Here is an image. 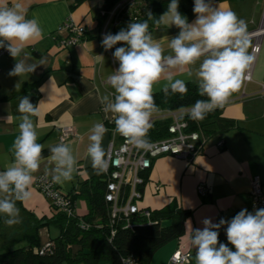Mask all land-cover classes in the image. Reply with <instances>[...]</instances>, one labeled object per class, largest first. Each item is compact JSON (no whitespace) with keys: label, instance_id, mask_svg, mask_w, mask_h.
<instances>
[{"label":"crops","instance_id":"crops-1","mask_svg":"<svg viewBox=\"0 0 264 264\" xmlns=\"http://www.w3.org/2000/svg\"><path fill=\"white\" fill-rule=\"evenodd\" d=\"M7 2L9 6L21 3L26 9V18H35L43 32L42 38L26 46L17 60L28 53L29 63H39L43 58L46 64L39 65L29 75L9 76L16 60L9 52L0 57V171L13 159L11 148L20 123L18 105L21 98L27 96L38 106L39 115L31 119L37 131V142L44 146L45 162L34 176L44 174L51 178L47 169L52 165L46 160L51 154L49 148L68 144L77 160V171L71 181L56 186L71 197L75 214L83 217L88 213L91 195L102 194L104 186L102 173L96 174L87 154L90 130L97 123H103L108 130L102 141L106 154L110 142H118V134L109 123L110 114L106 118L100 103L103 95L114 93L108 77L113 74L111 55L116 50L115 47L106 50L102 46L100 31L104 20L100 25L98 16L102 17L104 0H83L75 6H72L73 0ZM211 5L232 10L247 22L251 47L255 42L259 44L257 54H252L251 47L248 49L255 57L245 71H250L251 78L243 80L240 90L220 108L218 125L227 124L228 128L211 136L200 131L205 140L201 151L192 159L162 155L152 161L144 174L142 198L138 203L150 210L172 203L189 211L184 221V231H188L189 237L191 228H204L205 219L218 224L221 219L229 221L243 209L254 214L249 196V179L253 175H259L264 188V89L261 87L264 85V0L214 1ZM66 20L84 26L86 33L80 42L60 48L58 41L65 32L58 29ZM195 20L196 15L188 23ZM129 24L123 22L109 33L127 28ZM173 77L196 83L194 78L184 74ZM163 84L162 80L158 84L160 88L154 86V92L161 90ZM66 126L73 128L75 136L60 142V129ZM219 139L223 140L221 147L217 146ZM199 185L206 190L204 196L197 191ZM21 205L36 218L48 219L53 215L50 202L33 186L31 198ZM0 217L5 215L0 214ZM226 228L227 224L220 227L218 240H224ZM37 233L40 246H43L58 234V229L49 224L40 227ZM188 239L170 241L155 252L149 264H166L176 250L190 252L192 246Z\"/></svg>","mask_w":264,"mask_h":264},{"label":"clouds","instance_id":"clouds-1","mask_svg":"<svg viewBox=\"0 0 264 264\" xmlns=\"http://www.w3.org/2000/svg\"><path fill=\"white\" fill-rule=\"evenodd\" d=\"M178 7V0H171L167 11L155 20L157 25L166 23L180 29L168 45L172 55L165 56L161 43L149 32L151 12L147 13L148 20L132 22L126 30L106 34L102 40L106 50L121 42L126 47H118L113 53L119 61L118 70L108 77L114 93L103 95L100 103L106 118L110 114L114 120L115 132L124 137L128 145L144 152L153 148L148 133L151 118L158 111L154 86L163 80L165 94L169 91L185 94L188 90L185 80L175 79L171 70L176 69L189 78L195 75L199 95L207 99L197 100L187 114L194 121H202L208 113L224 107L240 90L244 73L255 59L248 51L251 41L247 22L234 11L213 7L211 0H194L196 20L190 24ZM42 36L39 22L26 18V9L21 3L9 6L7 0L0 2V48H6L16 60L9 76L29 75L39 65L46 64L43 58L39 63H29L28 53L17 60L26 46ZM18 111L20 123L11 148L13 159L0 171V214L5 215L4 222L8 226L20 223L16 202L31 198L34 173L45 162L44 146L37 142V131L31 119L39 115L38 106L23 96ZM107 131L103 123H97L88 137L87 154L96 174L108 168L109 161L102 146ZM49 151L51 154L46 160L52 167L47 171L52 182L63 185L71 181L77 171L72 148L60 143L51 146ZM202 223V230L191 228L190 244L196 250V264H264V209H257L254 214L243 209L231 221L221 219L213 224L205 219ZM225 224L227 241L235 251L218 241V230ZM122 264H133V261L122 257Z\"/></svg>","mask_w":264,"mask_h":264},{"label":"trees","instance_id":"trees-1","mask_svg":"<svg viewBox=\"0 0 264 264\" xmlns=\"http://www.w3.org/2000/svg\"><path fill=\"white\" fill-rule=\"evenodd\" d=\"M81 1L83 0H73L72 6ZM117 1L119 0H104L102 8L108 10ZM144 1L147 3V11L135 22L148 20L147 13L151 12L153 19L148 20L149 31L161 27L162 24H155V20L167 11L171 0ZM214 1L238 0H211ZM178 4L179 13L189 22L196 15L193 11L194 0H178ZM98 18L101 25L104 18ZM120 30H113L111 34H117ZM124 46L126 45L121 42L113 47L116 49ZM186 84L188 90L185 94L171 91L165 94L163 88L153 92L158 110L193 106L197 100L207 99L206 96L199 95L198 83ZM219 111L220 108H217L208 113L202 121L188 118V129L201 131L205 136L223 132L228 125L219 127ZM113 124L115 125L114 122ZM168 125V118L153 121L148 139L151 141L166 137ZM88 205V213L83 217H67L53 208V215L46 219L36 218L17 201L20 223L8 226L4 222L6 217H0V264H122V257L128 256L140 264H149L159 248L183 235L184 221L189 212L168 203L160 209L151 210V223L143 225V219H136L138 222L128 229L122 223H110L107 205L101 193L92 194ZM232 218L234 216L229 221ZM81 221L87 224L85 229L80 227ZM49 224L58 229V234L47 242L48 246L41 248L43 246H40L37 231ZM218 231L220 235V229Z\"/></svg>","mask_w":264,"mask_h":264},{"label":"built area","instance_id":"built-area-1","mask_svg":"<svg viewBox=\"0 0 264 264\" xmlns=\"http://www.w3.org/2000/svg\"><path fill=\"white\" fill-rule=\"evenodd\" d=\"M147 11V3L144 0H119L110 9L102 10L100 15L104 18L100 35L103 37L109 33L110 29L123 22H135ZM58 31L65 32V36L58 41L60 48H65L80 42L86 33L84 26L71 20L64 21ZM259 44L254 43L251 47L252 54H257ZM6 48H0V57L7 54ZM113 74L119 68V61L111 55ZM250 71L244 74L245 80H250ZM264 89V85H261ZM192 106L169 110H158L153 114L151 123L155 120L168 118V134L164 138L151 140L153 148L150 152L137 150L128 145L125 138L118 133V142L111 141L108 147L106 158L109 161L108 168L102 173L104 183L102 198L107 205V216L111 224L122 223L124 228L131 229L138 221L143 219V225L149 224L151 220V210L140 207L139 200L142 198V186L144 174L151 167L152 161L162 155H171L184 160L192 159L202 149L205 137L200 131L188 129V112ZM114 120L109 123L115 131ZM75 136L72 127L66 126L60 129L58 140L65 142ZM223 140L219 139L217 146L221 147ZM32 186L40 191L50 202L52 208L65 214L67 217H75L74 204L71 197L61 192L52 179L44 174L34 176ZM250 207L252 210L264 209V188L259 175H253L249 179ZM158 189V186H155ZM199 195L204 196L206 190L202 185L197 187ZM80 227L85 229L87 224L80 222ZM113 230L111 231V233ZM48 243L43 245L44 248ZM133 264L138 263L133 257ZM166 264H196L192 260L189 251H174L168 258Z\"/></svg>","mask_w":264,"mask_h":264},{"label":"rangeland","instance_id":"rangeland-1","mask_svg":"<svg viewBox=\"0 0 264 264\" xmlns=\"http://www.w3.org/2000/svg\"><path fill=\"white\" fill-rule=\"evenodd\" d=\"M179 31H180V29L179 28H177L175 25H172V26H170V25H168V24H166V23H162V26L161 27H157V28H153L151 31H149V32H151V34H152V36H153V39L154 40H156L157 42H159V43H161V46H162V48L164 49V55L165 56H167V55H172L173 53L171 52V49L169 48V42H170V40L172 39V38H174V37H176V36H178V34H179ZM198 64H199V62L197 63V65L196 66H193V71H194V69L196 68V67H198ZM253 64V63H252ZM260 65V60L258 61V66ZM171 74L172 75H176V76H179V77H182L183 76V74L182 73H180L178 70H176V69H173V70H171ZM184 75H186V74H184ZM187 76V75H186ZM192 78H194V80L196 81V83H198L197 82V80H196V77H195V75H193L192 76ZM245 80V79H244ZM246 81H249V80H246ZM158 85V84H157ZM155 85L156 86V88L158 87V88H160L159 86L160 85ZM155 88V87H154ZM252 210V209H251ZM190 239V237H189V233H188V231H186V229H185V231H184V233H183V235H181L180 236V239H184V240H186V239ZM189 239H188V241H189ZM220 243H224V244H226L231 250H233V251H235V249H234V247L227 241V236H226V234H225V238H224V240H218ZM190 242V241H189ZM189 242L187 243V246H188V244H189ZM165 245H167V244H165ZM163 247V246H162ZM160 249V248H159ZM191 251V253H192V258H193V261H195V255H196V250H195V248H193V247H191V249H190Z\"/></svg>","mask_w":264,"mask_h":264}]
</instances>
